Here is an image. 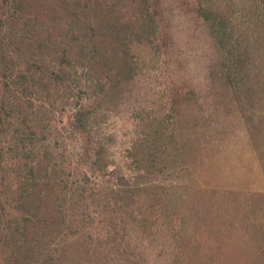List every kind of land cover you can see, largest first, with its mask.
Instances as JSON below:
<instances>
[{
    "label": "rangeland",
    "instance_id": "obj_1",
    "mask_svg": "<svg viewBox=\"0 0 264 264\" xmlns=\"http://www.w3.org/2000/svg\"><path fill=\"white\" fill-rule=\"evenodd\" d=\"M149 1L156 33L130 44V79L68 68L21 95L9 138L28 169L12 182L11 206L32 189L36 154L58 182L60 227L45 228L54 218L43 221L44 209L32 218L31 234L45 239L31 264H264V0H207L233 10L231 55L197 0ZM62 4L27 5L42 13V35L61 36ZM81 105L93 111L85 134L72 127ZM79 232L92 243L69 250ZM11 258L0 248V264Z\"/></svg>",
    "mask_w": 264,
    "mask_h": 264
},
{
    "label": "trees",
    "instance_id": "obj_2",
    "mask_svg": "<svg viewBox=\"0 0 264 264\" xmlns=\"http://www.w3.org/2000/svg\"><path fill=\"white\" fill-rule=\"evenodd\" d=\"M31 1L0 0V248L10 249L12 257L2 264H31L35 254L40 255L38 243L44 244L41 241L45 236L31 233H36V221L32 218L42 209L45 210L40 217L43 221L51 223L54 218L53 223L44 225L45 228L51 233L52 226L60 227L55 217L58 195L54 188L58 182L53 180L54 170L42 166V154H36L35 163L29 166L33 182L26 201L22 195L16 201L19 205L11 206L15 203L13 192L18 190L15 186L16 191L13 190L12 182L17 184L18 178L21 180V175L28 169L21 158V148L12 149L14 140L9 138L14 137L9 136L10 131L17 128L18 118L22 115L24 103L20 101L24 98L21 95L55 84L65 76L68 68L79 67L83 72H92L96 78L113 72V81L128 80L133 75V68L128 63L130 44L149 43L156 33L155 12L149 0H62L61 9L66 20L59 37L42 35L43 26L37 25L42 13L29 10L27 5ZM220 9L207 0H197V15L207 24L218 49L231 55L235 47L229 25L234 13ZM59 40L64 45L62 51ZM238 59L234 66L241 67L242 61ZM92 113L90 107L79 106L72 124L77 133H87ZM6 140L10 142H7L11 149L9 157L3 147ZM70 197L78 205L82 204L81 194H70ZM93 236L95 234L91 232L75 234L68 241V249H74L83 241L86 247L88 239L92 243ZM108 236H105L106 241Z\"/></svg>",
    "mask_w": 264,
    "mask_h": 264
}]
</instances>
